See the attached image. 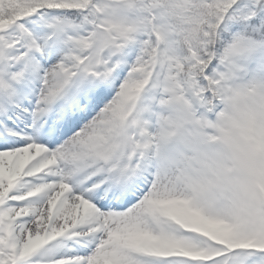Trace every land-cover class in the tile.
<instances>
[{
    "label": "snow or ice",
    "instance_id": "6c2138e0",
    "mask_svg": "<svg viewBox=\"0 0 264 264\" xmlns=\"http://www.w3.org/2000/svg\"><path fill=\"white\" fill-rule=\"evenodd\" d=\"M0 264H264V0H0Z\"/></svg>",
    "mask_w": 264,
    "mask_h": 264
},
{
    "label": "clouds",
    "instance_id": "9594fccd",
    "mask_svg": "<svg viewBox=\"0 0 264 264\" xmlns=\"http://www.w3.org/2000/svg\"><path fill=\"white\" fill-rule=\"evenodd\" d=\"M220 121L222 124H227L229 121V114L226 111H222V114L220 116Z\"/></svg>",
    "mask_w": 264,
    "mask_h": 264
}]
</instances>
